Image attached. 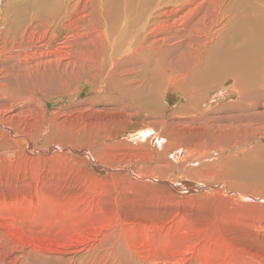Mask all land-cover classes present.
I'll return each mask as SVG.
<instances>
[{"label":"bare ground","instance_id":"1","mask_svg":"<svg viewBox=\"0 0 264 264\" xmlns=\"http://www.w3.org/2000/svg\"><path fill=\"white\" fill-rule=\"evenodd\" d=\"M67 1L68 0L63 1V11L60 13L62 26H65L63 23H66L68 17L74 12L73 7H76V9L82 8L89 10L90 8L94 9L95 5H97L103 11L101 12V10H99L100 15L98 21L104 18L108 6V10L114 8L116 11L119 8L109 21V24L108 19L106 20L105 29L102 28V22L98 24V28L96 29V37H100L101 43L99 44L104 50H102L104 53L102 54L107 58L104 64L105 66L100 67L97 74L102 77L104 74L109 80L104 86L99 85L97 100L92 99V101L89 100L88 102L96 108L91 112L115 113L119 116V120L116 119L115 115L111 116L110 120L107 121L109 123L113 122L117 125L118 122H125V118L128 114V116H136V119L139 120H137V122L141 124L139 126L135 124L136 126L131 128L128 126H123L122 128L123 135L126 134V137L129 138H132V135H134V139H142L144 143L141 142L142 150L136 149L137 147H130L131 153L127 156L128 159L118 160L120 167L129 165L132 168L133 165H142L145 163L146 165H151V167L154 166L157 171H163L162 169H165V167L167 170L168 168L170 169L172 164L170 163L169 165L168 159L164 157V151L179 142L176 140L177 138L170 140V136L173 134H179L181 136L186 135V137L192 141L189 145L185 143V146L195 150V153H202L204 157L206 154L202 151H204L205 148L201 151L204 142L219 141L220 139L225 140L229 137V132L225 129L227 125L224 124L230 123L231 126L233 125L232 127L235 128L236 132H244L245 129L250 128L252 131L250 139L252 140L258 139L257 136L260 135V133L258 134L257 131H261L262 135L264 134V131L262 132L264 129V119L255 117L261 113L251 111L255 109L257 104L264 106V0H256L252 5L249 3L250 7H246L243 4L245 3L244 0H232L226 7L225 12L222 11V13L224 12L226 15L219 14L220 16H217L218 14H216V16H210L209 19H211V21L209 20L208 24L203 21V25H200L201 27L197 31L201 34L202 38H205V43L204 45L202 44L203 46L199 45V49H196V46L195 48H191L190 46H192V43L190 46L187 45L188 47L186 50H181L184 51L181 58L185 60V62H188L187 66L189 67L185 70L188 78L187 81L189 82H185V84L183 83L180 87H177L179 88L177 92H180L178 94L183 96L182 98L184 100L183 104L179 106L181 112L178 113V115L192 112L196 114V117L179 118L176 111H174V109L172 111L171 109L170 113H168L171 118L168 119L164 127L165 132L157 138V146H162L160 151H158L155 146H152L153 149L150 150V144L148 142V138L150 137L147 133L149 131L153 132L154 129L158 128L161 122L163 123L166 121V116L168 117L167 106H164L162 101L167 92L166 87L170 86L173 81L175 82L178 80L173 76L175 68L171 67L170 64L162 58H158L154 64H149L147 61L144 63L142 62L139 68H134L133 64L131 67L124 69L120 66V63L132 57L129 54L133 51V47L135 46H147L149 50L154 49L160 53L165 46L162 45L163 43L161 44L163 39L161 40L154 37L152 40H149L150 43H147L148 41L146 42V40L150 37L145 36L143 41L140 40L138 43L135 42L133 30L128 27V24L133 25V21L131 18L129 19V17L132 16L134 11L129 7L134 0H130V3L125 8L117 3L116 0H95L92 7L87 5L86 0H70L72 2L71 8H68L66 4ZM52 2H54V0H23L22 4L17 1L16 3L14 2V5L11 7L12 9L14 6H19L16 14L9 13V15L14 16V27H18L17 20L19 19V22L23 21L25 19L24 15H26L29 10V19L31 22L35 18L39 19L33 27L40 22L47 26L56 23L51 20V18L46 19L48 15L54 17L61 9L60 3L57 10L49 9ZM150 2L144 1L139 3L140 9L142 8L140 12L137 11L140 18L143 17L145 11L150 8ZM223 3H225L224 0ZM246 5H248V3ZM36 12H42L44 18L41 20L36 16ZM227 13L230 15H227ZM122 17L124 18L123 24L117 26ZM224 21H226V27L223 29L221 27L224 26H222ZM56 25V28L60 27L58 23H56ZM56 28L53 27V30ZM194 31H196V28ZM163 33L161 34L162 36L165 34ZM44 34L46 35V32H44ZM44 34L42 33L43 36ZM153 34L152 32V35ZM192 35L197 38V35ZM189 38L191 37L187 39ZM178 39L181 41L182 38ZM208 41L210 44L212 43L210 46H208ZM189 43L191 42L189 41ZM33 45L34 43L32 46ZM45 45L46 44H44V46ZM177 47H175V50L178 49ZM11 54L12 53H8L4 49V46H1L0 92L3 98L0 99V108L3 114L6 115V118H10L9 115L11 114V110L8 109H10L11 106H9V103L15 96L7 97L10 98V102H8L7 105L5 96H7V92L9 91L6 89L9 84L3 86V82L5 81L4 75L11 70H13L12 72L21 73L20 69L22 67L19 60H14L15 56ZM41 54L44 53L41 51ZM150 57L151 52H149L146 58L149 59ZM60 67L64 66L57 64L53 67L51 65L50 69H68V67H66L67 69L65 67ZM33 69L36 74L31 73L35 74L36 78L39 77L44 79L49 75V71L40 68L39 65ZM106 69L109 70L106 71ZM24 70L28 73L27 69ZM179 70L181 69H177V71ZM88 73H91V70L88 71ZM216 76H220L217 81L214 80ZM17 79V77L14 78L15 81H17ZM229 79L230 81L232 80V82L228 90L232 93L230 97H234L235 100L233 101L232 99L231 102L224 103V107L226 108L225 112H228V114L208 115L209 112L216 107L214 106L213 108L206 109L209 93L213 92L218 85L220 86L221 81L227 82ZM73 81H75V79ZM192 89L194 92L195 89H200L201 91H198L199 93L194 95L192 94ZM11 93H17V91L12 90ZM129 96L133 97L132 101L127 100ZM222 96L225 98L226 93ZM254 99H257V101ZM118 102H120V104ZM86 103V101H82L75 105H83ZM101 105L105 107H100ZM12 114H14L13 111ZM175 114L178 117L175 116ZM262 116H264V112ZM228 121L229 123H227ZM107 122H105V124H107V126L110 125ZM153 123H156L155 128L152 126ZM201 125L209 127L211 131L205 133ZM97 126L103 128V124L99 123ZM182 126L187 129L182 128ZM168 128H170V130H168ZM135 131H137V133ZM217 134H219V138ZM191 135H197V138H189ZM168 139L170 141H167ZM126 140L127 139H124V141ZM161 140L164 141L163 144L159 142ZM207 148L211 149L210 151L208 150L209 152L207 153H211L212 151L214 153L215 151L222 153L216 150L212 145ZM254 148L256 149L254 150ZM254 148H252L250 152L247 151L244 158L245 161L249 162L251 171L258 174L254 176L264 179V144H259ZM105 155L107 156L108 152L105 151ZM209 155L210 154L207 156ZM20 157H23V155ZM209 157H211V155ZM121 159H125L124 156H122ZM233 163L235 164L236 161ZM12 165L11 163V166ZM9 167L10 164L7 165L4 160L0 159V179L5 172H8ZM207 167L205 165L204 167H200L201 169L199 168V171L193 170L192 173L198 178L204 175L208 177L213 176L214 174H212V172L214 169L209 168V170H207ZM122 169L127 170L128 168L122 167ZM235 171L232 173H235ZM20 172L21 171H19V173ZM42 174L44 173L42 172ZM42 177L44 178V176ZM17 179L18 178H16V180ZM123 180L121 181L123 182ZM90 181V186L87 189L84 190L82 188L83 191L81 190V193L66 192L63 195L70 198H67L66 201H61L56 197V194L47 197V186L44 182L39 185L40 179L36 180L35 188L40 190L41 197L46 199L45 206H47V208L41 210L34 209L36 205L30 204L33 201L27 204L28 196H33L32 192H29V190V193L22 192L19 189L12 190V192L2 191L4 193L0 196V264H264V244L261 242V239H258L259 237L257 239L251 237L247 232L242 233L239 229L236 230V232L232 231L234 227L231 228V226L233 224L230 225L228 220L220 221L218 216H214V221L208 222L211 221L209 220L211 217L207 218L205 216L203 218V214L200 216L202 217L200 219L198 216L197 218L195 216V218H191L185 214L179 215L173 219L156 211L144 212L139 208H137V210L136 208H132L135 209V211L127 212L124 204V202L127 201L125 200V196L127 194H133L135 197L137 196L139 198L138 194L140 190L138 191L133 184L126 183V188L128 190L116 196H111L112 198L109 196L108 199H106L104 198L106 191L100 188V186L104 187L105 183L101 182L99 185H96L97 187H93V184L95 185L97 182L95 179H91ZM236 181L234 182L231 180L229 182L230 187L239 183ZM242 181L244 182V180ZM185 186L188 187L189 183L185 184ZM248 186L250 185L246 186L247 192L249 189ZM256 187L261 189L258 191V189L255 190L256 188H253L254 191L259 193L264 192V185H256ZM20 191L21 193H28L27 197L24 196L19 199L18 196ZM244 192H246L245 189ZM9 193L10 195H8ZM57 194L59 195L60 193L58 192ZM243 194L244 193H240V197H244ZM216 221L219 225L215 223ZM215 224L219 227L217 228ZM224 227H229L231 232L243 236L232 240L230 238L232 233ZM258 228L260 227L258 226ZM261 229H258V231Z\"/></svg>","mask_w":264,"mask_h":264},{"label":"rangeland","instance_id":"2","mask_svg":"<svg viewBox=\"0 0 264 264\" xmlns=\"http://www.w3.org/2000/svg\"><path fill=\"white\" fill-rule=\"evenodd\" d=\"M16 1L22 4L23 0H0V48L4 46V49L8 53H12L15 56L14 60H19L22 65L20 69L21 73L12 72L13 70H11L4 75L5 81L3 82V86L10 85L6 88L9 90L7 96H5L6 104L8 105V102H10V98L7 97H15L9 103V106H11L10 109H8L11 110V114L9 115L10 118H6V115L3 114L0 108V159L4 160L7 165L10 164L8 172H5L0 179V196L4 192H12V190L15 189H19L22 192H28L29 190V192H32L33 196H28L27 204L33 201L30 204L36 205L34 209L41 210L46 209L47 206H45L46 199L42 198L40 195L41 191L35 188V181L39 179V185L44 182L47 186L46 196L51 197L56 194V197L61 201H66L67 198H70L63 195L66 192L81 193L83 189H87L90 186L91 179H95L97 182V184H93V187H97L96 185H99L101 182L105 183V186H100V188L106 191L104 196L106 199H108L109 196L113 197L128 190L126 188V183H131L138 191L140 190V195L137 193L140 199L133 194H127L125 196V200L127 201L124 202L127 212L135 211V209L132 208H136V210L139 208L144 212L156 211L173 219L182 214L188 215L191 218H197L198 216L200 219L202 218L200 216L203 214V218L205 216L207 218L211 217L209 219L211 221L208 222H213L214 216H218L220 221L228 220L230 225L233 224L231 226V228L234 227L232 231L236 232V230L239 229L242 233L247 232L251 237H255L256 239L259 237L258 239H261V242L264 244V192L259 193L253 189L256 188L255 190L258 189L259 191L261 188L256 187V185H264V179L254 176L258 174L251 171L249 162L245 161L244 158L247 151L250 152L252 148L257 145L264 144V134L262 135L261 131H257L258 134L260 133V135L257 136L258 139L252 140L250 139L252 136L250 128L245 129L244 132H236L235 128L232 127L233 125L231 126L228 121L227 123L229 124L224 125H227L225 129L228 130L229 137L225 140L220 139L219 141H209L210 143L204 142V145L201 144L203 146V148L200 146L202 148L201 151L205 148L204 151H202L206 154L205 157L202 153H195V150L185 146V143L189 145L192 141L189 140L186 135L182 134L184 136H181L179 134H173L170 136V140L177 138L176 140L179 142L164 151V157L168 159L169 165L170 163L172 164L170 169L168 168L167 170L165 167V169H162L163 171H157L154 166L151 167V165H146L145 163L142 165H133L132 168L129 165L120 167L118 160L128 159L127 156L131 153L130 147H137L136 149L142 150L141 142L144 143L142 139H134V135H132V138L126 137V134L123 135L122 128L123 126L131 128L141 124L137 122L138 119H136V116H128V114L127 116L125 115V122H118L117 125L113 122L109 123L107 121L110 120L111 116L115 115L117 120L120 119L119 116L115 113L91 112L96 108L88 102L89 100L92 101V99L97 100V91L99 87L104 86L109 80L104 74L103 77L97 74L98 69L105 66L104 64L107 58L103 55L104 50L99 44L101 43L100 37H96V29L101 22L103 23L102 28L105 29L106 20L108 19L109 24V21L119 8L116 11L114 8L108 10V6L104 18L98 21L100 15L99 10H101V12L103 11L97 5H95L94 9L90 8L89 10L82 8L76 9V7H73L74 12L68 17L66 23H63L65 26H62L60 13L63 11L64 0H54L49 9L57 10L59 3L61 4V9L54 17L48 15L46 19L51 18V20L58 23L60 27L56 28V23L47 26L45 24L43 25L42 22L33 27L39 19L35 18L31 22L29 19V10L27 14L24 15L25 19L23 21L19 22V19L17 20L18 27L16 28L13 23L14 16L9 15V13H17V9H19L18 5L14 6L13 9L11 8ZM94 1L95 0H86V3L88 6L92 7ZM144 1H151L149 3L150 8H148L143 17L140 18L137 11L140 12L142 10V8L140 9L139 3ZM248 1L244 0L245 3L243 4L246 7H250V4L252 5L256 2V0ZM116 2L125 8L130 3V0H116ZM224 2L225 3H223V0H134L131 3L129 8H132L134 13L129 19L131 18L133 25L128 24V27L133 30L135 42L138 43L140 40L143 41L145 36H149L150 38L146 40V42L148 41L147 43H150L149 40L155 37L161 40L163 39L161 44L163 43L162 45L165 46L160 52L161 54L154 49L149 50L147 46H135L133 47V51L129 54L132 57L120 63V66L127 69L134 64V68H139L142 62L144 63L147 61L149 64H154L158 58H162L168 62L171 67L176 69H174L175 72L173 76L178 80L175 82L173 81L170 86L166 87L167 92L162 101V104L167 106V114L170 113L171 109L172 111L174 109L177 115L181 112L179 106L183 104L184 100L182 98L183 96L178 94L180 92H177L179 89L177 87H180L183 83L185 84V82H189L187 81L188 78L185 70L189 66H187L188 62H185V60L181 58L184 54V51L181 50H186L192 43L190 47L195 48L196 46V49H199V45H204L205 38H202L197 30L203 25V21L207 24L209 20L211 21V19H209L210 16L213 17L216 16V14H218L217 16H220L219 14L226 15V13H224L225 9L232 0H224ZM247 3L248 5H246ZM66 4L68 8H71L72 2L70 0H68ZM222 11L224 12L222 13ZM227 15L230 14L227 13ZM36 16L41 20L44 18L42 12H36ZM121 19L117 26L123 24L124 18L122 17ZM225 24L226 21L222 23V26H224L221 28L224 29L226 27ZM53 27L56 29L53 30ZM195 28L196 31H194ZM161 31L167 36L164 33L162 36ZM44 32H46V35ZM152 32L155 35H152ZM192 34L197 35V38ZM188 37L191 38L187 39ZM178 38H182L181 41ZM189 41L191 43H189ZM33 43V46L36 45L35 47L32 46ZM207 43L208 46L212 44H210L209 41ZM44 44L46 45L44 46ZM174 46H178V49L175 50ZM41 51L44 54H41ZM149 52H151V57L148 59L146 56ZM57 64L65 68L68 67V69H50L51 65L54 67ZM37 65L49 71L48 77L44 79L35 77L36 72L33 71V68ZM24 69H27L29 74L26 73L27 71ZM177 69L181 70L177 71ZM90 70L91 73H88ZM108 70L109 69H106V71ZM16 77L18 78L17 81L14 80ZM219 78L220 76H216L214 80L217 81ZM74 79L75 81H73ZM223 82L224 81H221L220 86L218 85V87L208 95L206 109L216 106L208 115L228 114V112H225L226 108L224 107V103L231 102L232 99L233 101L235 100L234 97H230L232 93L228 90L232 80L230 81L229 79V81L224 82V84ZM12 90H16L17 93H11ZM192 91V94L195 95L201 90L195 89L194 92L192 89ZM224 93H226L225 98L222 96ZM2 98L3 95L0 92V99ZM127 100L132 101L133 97L129 96ZM254 100L257 101V99ZM82 101H86L87 103L75 105ZM118 103L120 104V102ZM100 107L105 106L101 105ZM12 111L14 114H12ZM251 111L260 112L261 114L255 117L264 119V116H262L264 106L257 104L255 109ZM161 112L163 113L162 110ZM177 115L175 114V116ZM178 116L179 118H194L196 114L190 112L182 113ZM169 118H171V116L168 114V117L166 116V121L163 123L161 122L158 128L154 129L155 133L154 131H149L147 133L150 137L148 138L150 150H152L154 146L158 151L161 150L162 146H157V138L165 132L164 127ZM105 122L110 125L107 126ZM99 123L103 124V128L97 126ZM152 126L155 128L156 123H153ZM201 127L204 129L205 133L211 131L209 127L204 125H201ZM182 128L184 127L182 126ZM168 130H170V128H168ZM263 131L264 129L262 132ZM135 132L137 133V131ZM217 137L219 138V134H217ZM189 138L196 139L197 135H191ZM124 139L127 140L124 141ZM170 140L168 139L167 141ZM159 142L163 144L164 141L161 140ZM211 145L222 153H218L217 151H215V153L213 151L207 153L211 150L207 147ZM255 149L256 148H254V150ZM105 151L108 152L107 156L105 155ZM208 154H210L211 157H209L210 155L207 156ZM21 155H23V157H20ZM122 156H124L125 159H121ZM235 161L236 163L234 164L233 162ZM11 163L13 164L12 166ZM203 163L206 167L210 166L206 168L207 170H209V168L214 169L212 172V174H214L213 176L208 177L204 175L198 178L192 173L193 170L199 171L200 167H204L205 165ZM122 167L128 169L124 170ZM232 169L233 171L236 170V174L232 173ZM145 170L148 171L146 172ZM189 170L192 171L190 172ZM19 171L21 172L19 173ZM42 172L44 174H42ZM42 176H44V178ZM16 178L20 180H16ZM122 178H127L129 180H123ZM121 180H123V182ZM231 180L234 182L237 180L236 182L239 183L230 187L229 182ZM242 180H244V182ZM187 183H189L188 187L185 186ZM247 185H250L248 186V192L246 188ZM242 187L246 192H244ZM21 191L18 198L27 197L29 192L21 193ZM58 192L60 193L59 195L57 194ZM240 193H244L243 196L245 198L240 197ZM8 195H10V193ZM233 220L236 222L234 223ZM215 223L218 224L217 221ZM218 225H216L217 228L219 227ZM258 226L260 228H258ZM224 228L230 230L229 227ZM258 229L261 230L258 231ZM229 232L232 233L230 236L232 240L243 236L236 235L231 232V230Z\"/></svg>","mask_w":264,"mask_h":264},{"label":"water","instance_id":"3","mask_svg":"<svg viewBox=\"0 0 264 264\" xmlns=\"http://www.w3.org/2000/svg\"><path fill=\"white\" fill-rule=\"evenodd\" d=\"M183 188V187H182Z\"/></svg>","mask_w":264,"mask_h":264}]
</instances>
